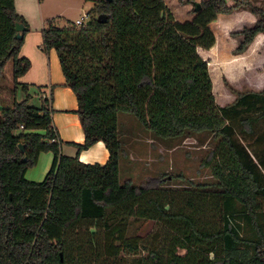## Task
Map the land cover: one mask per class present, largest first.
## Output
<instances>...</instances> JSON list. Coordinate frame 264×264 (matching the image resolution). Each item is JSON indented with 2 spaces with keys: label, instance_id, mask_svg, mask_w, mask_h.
<instances>
[{
  "label": "trees",
  "instance_id": "16d2710c",
  "mask_svg": "<svg viewBox=\"0 0 264 264\" xmlns=\"http://www.w3.org/2000/svg\"><path fill=\"white\" fill-rule=\"evenodd\" d=\"M231 1L204 0L188 22L176 21L162 0L92 1L89 25L48 20L40 50L55 51L84 134L83 144H70L76 154L63 156L51 97L34 107L29 85L17 82L31 66L19 56L27 25L14 0H0V80L9 61L13 80V102L0 108V264H264V132L250 152L235 139L264 126V89L217 106L198 53L214 46L209 24L218 15L248 5ZM252 12L259 19L244 30L238 52L264 34V11ZM16 24L27 29L20 39ZM119 114L156 139L212 135L216 146L203 166L214 183L120 184ZM98 142L107 162L81 163L79 154ZM47 152L53 162L43 181H27L26 171ZM130 220L154 222L157 230L128 238ZM141 251L145 256L129 263L120 256Z\"/></svg>",
  "mask_w": 264,
  "mask_h": 264
},
{
  "label": "rangeland",
  "instance_id": "374dc122",
  "mask_svg": "<svg viewBox=\"0 0 264 264\" xmlns=\"http://www.w3.org/2000/svg\"><path fill=\"white\" fill-rule=\"evenodd\" d=\"M92 1L96 0H14V4L21 5L16 13L27 25L26 35H29L30 42L28 45L36 47L41 38V30L48 20L54 19L58 27L64 26L66 22L74 23L80 18H85L86 23L88 12L93 6ZM162 1L176 21L188 22L194 16L192 13L194 4L200 6L204 0ZM225 1L229 7L235 5L231 0ZM247 2L248 5H240L227 14L218 15L209 24L215 39L214 46L209 50H198L201 58L207 62L212 94L215 104L219 107L232 104L238 94L260 92L264 89V34H258L242 52L237 51L243 42L244 30L253 27L259 19L252 9L264 11V0H247ZM51 53L61 72L55 51L52 50ZM49 60V56L45 53L39 65V69L44 73L48 71ZM11 69L12 64L9 61L0 80V108L10 107L13 102ZM28 94L31 97L29 104L34 107H39L44 98L51 97V109L54 111L51 93L47 94L46 91L42 93L38 87L29 84ZM24 96L25 94L18 89L15 100L20 102ZM257 130L258 132L250 138L235 133V139L250 152V146L256 136L264 132L262 123L258 125ZM118 134L122 150L119 161L120 184L130 181L134 186H141L152 180L156 183L160 182L162 188L183 189L214 183L211 173L203 166V160L216 146L212 135L187 134L179 139H156L133 117L124 114L118 115ZM156 230L157 226L154 222L130 220L127 237L146 238ZM145 254V251H141L135 256L125 254L120 256L129 263L133 258Z\"/></svg>",
  "mask_w": 264,
  "mask_h": 264
},
{
  "label": "crops",
  "instance_id": "0c3cea01",
  "mask_svg": "<svg viewBox=\"0 0 264 264\" xmlns=\"http://www.w3.org/2000/svg\"><path fill=\"white\" fill-rule=\"evenodd\" d=\"M20 6V4L16 5L15 3V11H17V8ZM41 42L42 40L40 38L36 47H31L28 45V43H30L29 35H25L19 56L29 59L31 61V66L28 72L20 77L17 82L41 87L42 89L40 92L44 93L46 91L47 94H52L54 109L52 125L57 131L59 139L65 144L61 146V154L63 156H74L76 154V148L70 144L81 145L84 142V134L81 129L79 118L75 114L77 109L76 99L72 91L64 85L65 81L63 75L57 68L55 58L51 53L52 50L47 53L50 59L47 73L39 69L43 56H45V53L40 50ZM51 87L52 90H50ZM108 157L109 154L105 145L102 142H98L88 150L82 151L79 154V161L84 164L104 165ZM52 162L53 155L50 152L41 153L37 164L26 171L25 179L35 183L43 181L51 168Z\"/></svg>",
  "mask_w": 264,
  "mask_h": 264
},
{
  "label": "water",
  "instance_id": "95a60500",
  "mask_svg": "<svg viewBox=\"0 0 264 264\" xmlns=\"http://www.w3.org/2000/svg\"><path fill=\"white\" fill-rule=\"evenodd\" d=\"M104 1H106V2H109L110 0H104ZM194 9L196 10V11H198L199 9H200V6H199V4H194ZM97 22H104L103 20H101V18L100 17H98L97 19ZM91 22H90V20H88L87 22H86V24L87 25H89ZM27 29L23 26V25H21V24H16L15 25V31H16V33H17V35H16V39H20L21 38V33H23V32H25ZM19 149L21 150V151H23L24 150V148H23V146H19Z\"/></svg>",
  "mask_w": 264,
  "mask_h": 264
},
{
  "label": "built area",
  "instance_id": "2783aa9c",
  "mask_svg": "<svg viewBox=\"0 0 264 264\" xmlns=\"http://www.w3.org/2000/svg\"><path fill=\"white\" fill-rule=\"evenodd\" d=\"M83 24H85V18H80L74 22L75 26H82ZM20 129H22V127H20Z\"/></svg>",
  "mask_w": 264,
  "mask_h": 264
}]
</instances>
